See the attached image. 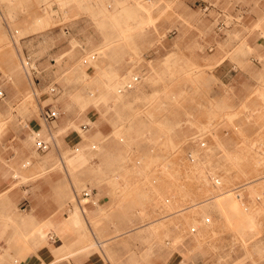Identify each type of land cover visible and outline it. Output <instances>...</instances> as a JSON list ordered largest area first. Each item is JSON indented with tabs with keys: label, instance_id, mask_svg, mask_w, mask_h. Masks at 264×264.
Returning a JSON list of instances; mask_svg holds the SVG:
<instances>
[{
	"label": "rangeland",
	"instance_id": "obj_1",
	"mask_svg": "<svg viewBox=\"0 0 264 264\" xmlns=\"http://www.w3.org/2000/svg\"><path fill=\"white\" fill-rule=\"evenodd\" d=\"M232 1L0 0V76L19 94L0 101V153L9 169L13 156L47 161L37 178L68 195L62 228L74 237L76 211L94 251L123 233L128 252L168 249L180 264H264V20L232 15L264 0ZM46 104L57 150L38 154L23 128ZM74 190L96 193L81 201L94 212Z\"/></svg>",
	"mask_w": 264,
	"mask_h": 264
},
{
	"label": "crops",
	"instance_id": "obj_2",
	"mask_svg": "<svg viewBox=\"0 0 264 264\" xmlns=\"http://www.w3.org/2000/svg\"><path fill=\"white\" fill-rule=\"evenodd\" d=\"M221 1L223 2L224 0ZM232 2L235 1L233 0ZM232 15L234 21L242 19L241 23H246L248 27L260 19L264 20V11L260 12L257 9H253L251 12L238 10L234 11ZM236 24L239 25L240 23ZM6 32L12 38L9 29H6ZM254 37L252 35L248 39L251 44H255L256 42L254 41ZM5 43L4 30L0 27V44ZM19 61L21 69L27 78L29 90L33 95H36L37 85H35V81L38 80L37 77L41 73L37 69V63L30 53L19 57ZM50 87L51 85L46 86L47 93L55 95L59 92L55 86V91L53 93L50 92ZM0 89L4 94L2 100L7 99L10 102L19 97V94L12 90L11 83L1 76ZM3 106L6 107L4 104ZM43 108L58 111L52 105L46 104L39 107V113ZM11 111L14 110L11 109ZM6 112L10 111L6 109ZM58 116L47 124L43 123L39 116L41 123L35 118L30 120L29 124L23 128L25 132H34L36 130L42 131V126L44 127L45 132L41 136L49 140L50 148L47 152L43 153L34 148L38 154H46L51 150H57V135L53 124L58 119ZM80 127H82L80 128L82 132L88 131L87 124ZM80 143H82V140L79 139L76 144ZM8 157L5 153H0V264L181 263L182 259L179 254L168 249L161 250L152 247L144 251L143 245L131 244L129 248L134 247V249L128 252L124 246V242L127 240L125 236H122L123 233L103 238L101 241L106 242L105 249L99 252L94 251L90 246V241L96 242L95 235L93 232H85L83 230L82 226L79 225L78 215L76 222H74V237L62 228L68 220V213L71 208L69 205H64L68 199V195L64 198L56 196L52 199L51 196H47V185L51 182V178H37L45 174L48 166L47 161L31 156L32 166L27 168L21 162L29 158L28 154L13 156L9 158V160L13 159L14 161L11 169H9L4 162L8 161ZM20 176H23L26 180L23 182V180H20ZM32 178H37V180L31 181ZM102 191L104 192V189ZM91 193L92 196L93 194L96 195L93 191ZM73 194L75 204L82 213H84V205L90 208L91 213L94 212V204L85 203L82 205L76 199L80 194H77L75 190ZM49 225L55 230L48 228ZM130 235H134V233ZM52 236L53 240L50 239ZM63 242L66 243L63 244ZM168 244L166 243V245Z\"/></svg>",
	"mask_w": 264,
	"mask_h": 264
},
{
	"label": "built area",
	"instance_id": "obj_3",
	"mask_svg": "<svg viewBox=\"0 0 264 264\" xmlns=\"http://www.w3.org/2000/svg\"><path fill=\"white\" fill-rule=\"evenodd\" d=\"M90 59H94L93 56L90 57ZM50 92H54L55 91V87L51 86L49 88ZM4 98V94L3 91L0 89V100H2ZM40 119L42 120L43 123L47 124L51 121H53L54 119L57 118L58 116V111L55 109H50V108H43L40 110L39 113ZM32 136H33V145L34 148L39 151V152H47L50 148V142L48 139L43 138L39 133H35L32 132ZM201 145H203V143H200ZM76 152L78 151L75 150ZM91 196V192L88 191H82L80 193V196H77V201L78 203H81V201L88 199ZM51 240H53V236L50 237Z\"/></svg>",
	"mask_w": 264,
	"mask_h": 264
},
{
	"label": "bare ground",
	"instance_id": "obj_4",
	"mask_svg": "<svg viewBox=\"0 0 264 264\" xmlns=\"http://www.w3.org/2000/svg\"><path fill=\"white\" fill-rule=\"evenodd\" d=\"M116 94V93H115ZM35 101V100H34ZM35 104H37V103H35ZM37 120V119H36ZM39 123V122H38ZM45 128H46V126H45ZM74 130V129H73ZM170 131V130H169ZM35 132V131H34ZM35 133H37V132H35ZM31 153V152H30ZM53 154V153H52ZM80 158V156H78V159ZM37 162V161H36ZM63 166V165H62ZM63 170H64V173L66 174V169L63 167ZM77 215H78V213L75 211H73V212H71L70 213V217H69V222L72 224V225H74V222H76V218H77ZM66 251V250H65Z\"/></svg>",
	"mask_w": 264,
	"mask_h": 264
}]
</instances>
